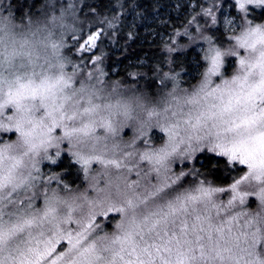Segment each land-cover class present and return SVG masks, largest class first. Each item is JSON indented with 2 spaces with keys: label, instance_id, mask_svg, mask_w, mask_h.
<instances>
[{
  "label": "snow or ice",
  "instance_id": "1",
  "mask_svg": "<svg viewBox=\"0 0 264 264\" xmlns=\"http://www.w3.org/2000/svg\"><path fill=\"white\" fill-rule=\"evenodd\" d=\"M232 7L239 23L226 45L203 28L198 37L183 33L208 45L199 84H177L148 107L144 93L126 97L102 79L100 31L73 30L76 43L64 51L58 30L68 28L74 5L17 24L0 0V264H264V23L252 15L264 0H232ZM218 10L220 0L203 7L206 26L218 23ZM15 28L23 38L9 50L4 36ZM230 58L236 66L227 76ZM134 120L135 135L125 140ZM153 129L166 136L158 146L145 139ZM205 152L245 171L217 186L188 168ZM65 153L95 195L42 177L40 165ZM249 198L258 202L254 211ZM110 219L115 231L100 235Z\"/></svg>",
  "mask_w": 264,
  "mask_h": 264
},
{
  "label": "trees",
  "instance_id": "2",
  "mask_svg": "<svg viewBox=\"0 0 264 264\" xmlns=\"http://www.w3.org/2000/svg\"><path fill=\"white\" fill-rule=\"evenodd\" d=\"M174 2L176 1L51 0L50 3L49 0H19L17 10L21 13L18 12L20 17L16 15V18L20 20L23 17H35L36 7L46 3L45 10L41 11L42 14L40 13L41 16L45 17V14L49 12L50 16H59L63 9L71 3L74 8L65 14L64 21L73 28L65 37L68 47L64 51L71 53L72 46L76 43L71 39L73 30L78 36H86L93 30L100 31L101 39L97 42L99 46L97 51L98 54H103L101 67L106 73L102 79L110 86H118L120 92H142L155 104L172 90V84L174 87L178 84L181 89L188 88L190 85L187 74L192 72V67L195 64L202 66L204 73L207 64L203 57L208 45L202 40L193 43L183 33L187 31L198 37L200 29L203 28L205 34L212 35L216 42L226 45L228 43L227 36L231 33L227 32L222 22L223 11L229 6L232 13L236 12L232 7V0H220V10L215 13L218 23L215 26H206L204 21L208 18L202 15V10L204 6H211V0H185V3L178 2L181 5L180 8L173 6ZM178 3L176 4L178 5ZM162 7L168 8V11H162ZM131 13L135 20L153 13L160 16L149 25L150 32L143 33L140 25L129 23L130 18L127 15ZM252 15L256 22L264 21V10L253 12ZM177 33L181 35H177ZM178 46L182 50L171 53L168 51L169 48ZM73 60L85 70L92 69V65L85 66L79 56L73 55ZM232 60L234 58H230L226 63V71L232 64ZM67 71H72L71 65ZM165 73L174 76L175 80L164 78ZM94 75L98 74L94 73ZM194 82L197 85L199 79H195ZM122 135L125 140H131L135 132L131 128H126ZM145 139L150 144L158 146L162 143L163 137L159 132H154L152 136ZM188 168L198 169L202 174L201 178L206 177L215 185L225 187L230 185L233 176L238 172L242 173L239 166L233 168L225 158L207 152L199 154L197 159L188 165ZM41 175L44 179H47L48 176H60L63 183L67 184L71 190H87L89 195H95L80 165L71 162L66 153L62 154L56 164L42 163ZM50 186L57 187L54 181ZM60 187L62 188L63 185ZM250 204L254 211L256 202L252 201ZM101 223L102 228L97 229L100 235L115 231V219L102 220Z\"/></svg>",
  "mask_w": 264,
  "mask_h": 264
},
{
  "label": "rangeland",
  "instance_id": "3",
  "mask_svg": "<svg viewBox=\"0 0 264 264\" xmlns=\"http://www.w3.org/2000/svg\"><path fill=\"white\" fill-rule=\"evenodd\" d=\"M18 1L19 0H17V1H15V0H5V3L7 4V5H10L11 6V11H12V15H13V21H14V23H17V24H20V23H27V17H23V19H18V18H16V15H17V17H20V14L19 13H21L19 10H17L18 9ZM176 2H174V3H172V5L173 6H175V7H178V8H180V4L178 3V2H183V3H185V0H175ZM176 3H178V5L176 4ZM186 4H187V2H186ZM46 5H47V3L46 4H43L42 6H40V7H36V10H35V17H31V18H33V19H36V18H40V19H44L45 17H51L50 16V12L49 13H46L45 14V17H42L41 16V11L42 10H45L44 8H46ZM162 9V11H168V8H166V7H162L161 8ZM235 9V8H234ZM235 11H236V9H235ZM256 11L257 12H260L261 11V9H256ZM256 11H254V12H256ZM19 12V13H18ZM41 13V14H40ZM133 13H131V14H129V15H127V17L128 18H130V21H129V23L131 24V25H140L139 27H140V29H142L143 30V33H145V32H147V33H149L150 31L148 30V27H149V25L151 24V23H153L154 21H155V19H157L160 15H158L157 13L156 14H148V16H145L144 18H142V17H139L138 18V20H135V17H134V15H132ZM5 15H7V13H5ZM132 15V16H131ZM161 15H163V14H161ZM236 16H237V12H234V13H232V10L230 9V7L229 6H227V8H226V10L225 11H223V18H222V22H223V24H224V27H225V29L227 30V32H230L231 33V31H230V29L232 28V27H234L236 24H238L239 23V21H236L235 20V18H236ZM26 18V19H25ZM142 19H144V20H142ZM226 21H234L235 23L234 24H229V23H226ZM65 22V24H67L68 25V22H66V21H64ZM260 23H264V21L263 22H260ZM144 24V25H143ZM73 27H70L69 25H68V28H66V29H61V30H58V31H64L65 32V37H66V35L68 34V32L72 29ZM232 34V33H231ZM236 65L234 64V63H232L231 65H230V67H229V69L226 71V69H225V72H226V75L227 76H231V74L233 73V68L235 67ZM206 67H207V65H206ZM206 67H205V69H204V71L206 70ZM192 72L191 73H189V74H187V76L189 77L188 79H189V87L188 88H186V89H188V90H192L195 86H197L198 84H199V82L201 81V79H202V74H203V71H202V69H203V67L202 66H199L198 64H195L193 67H192ZM66 71H67V69H66ZM195 79H199V82H198V84L196 85V82H194V80ZM215 79H218V78H214V80ZM174 87V85L172 84V88ZM180 88V87H179ZM181 89V88H180ZM178 91H179V89H178ZM154 132H159L160 133V135L163 137V139H166V136H165V134L164 133H162L159 129H153V130H151V132L149 133V137L150 136H152V134L154 133ZM147 138V137H146ZM224 158V157H223ZM226 159V158H225ZM40 167H41V165H40ZM241 169H242V172L243 171H245V169L243 168V166H239ZM252 201H255V199L254 198H249V202H248V205L246 206L249 210H252L251 209V204L250 203H252ZM38 203H41V201H37ZM256 202V205H255V208L257 207V201H255ZM254 208V209H255ZM60 247H66V242H63L62 243V245L60 246ZM58 250H59V248H58Z\"/></svg>",
  "mask_w": 264,
  "mask_h": 264
},
{
  "label": "clouds",
  "instance_id": "4",
  "mask_svg": "<svg viewBox=\"0 0 264 264\" xmlns=\"http://www.w3.org/2000/svg\"><path fill=\"white\" fill-rule=\"evenodd\" d=\"M22 32H23L22 29H20V28H15V29H14V33H15V35H13V34H9V35H5V36H4V42H5V45L9 48V50L11 49L13 39H15L16 41H20V40L23 38V37H22ZM40 38H41V37H39V36H38V37H35V38H34V37H31V36H28V39H29V40H32V41H38ZM18 46H19V45L17 44V47H18ZM37 47L39 48V45H37ZM121 93H123V94L127 97V96H131L133 92H132V91H129V92H127V93H124V92H121ZM144 103H145L148 107H151V106H153V105H158L159 102H157V103L154 104L153 101H151V100H149L147 97H145V99H144ZM132 106H133V108L135 109V113H134V114L138 117V120H143V119L145 118V116H146L145 111L142 110L141 108L137 107L135 100L132 101ZM137 123H138V121H137V120H134V121L131 122V124H130L129 127H130L133 131H135V126L137 125Z\"/></svg>",
  "mask_w": 264,
  "mask_h": 264
}]
</instances>
